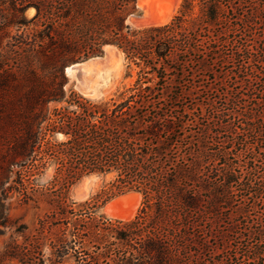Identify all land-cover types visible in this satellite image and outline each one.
Wrapping results in <instances>:
<instances>
[{"label":"trees","instance_id":"trees-1","mask_svg":"<svg viewBox=\"0 0 264 264\" xmlns=\"http://www.w3.org/2000/svg\"><path fill=\"white\" fill-rule=\"evenodd\" d=\"M137 8L138 0H0V188L6 198L49 206L36 234L2 257L264 264V98L246 110L237 103L242 96L230 100L226 115L242 113L239 125L218 112L193 132L180 114L217 90L209 85L218 65L238 56L248 64L243 71L264 63V43L256 53L230 45L264 21V0H183L171 21L141 28L127 22ZM106 44L122 51L134 83L110 98L68 89L66 67L101 55ZM260 66L244 78L260 80L259 89L241 93L264 96ZM51 163L55 174L40 186ZM89 174L108 179V199L142 193L137 215L111 219L98 213L97 201H74L71 186ZM215 238L219 247L210 245Z\"/></svg>","mask_w":264,"mask_h":264},{"label":"rangeland","instance_id":"rangeland-1","mask_svg":"<svg viewBox=\"0 0 264 264\" xmlns=\"http://www.w3.org/2000/svg\"><path fill=\"white\" fill-rule=\"evenodd\" d=\"M182 2L183 0H156L155 4L157 7H161V9H167L171 11V17L168 20L169 22L179 12ZM35 13L36 9L34 7H30L25 11V15L28 18H32ZM146 13V9L138 6V8L132 14L144 16ZM132 26L135 27L134 25ZM251 28H253L251 31L247 30L250 29L248 27L243 28V31H240L239 34L236 35V38L232 40V43H230L231 48L239 47L240 50H245L246 47L247 49H251L253 53H256V49H260V44L264 43V36H262V29H264L263 19L260 22L252 24ZM254 63L256 64L249 66V71L248 69L243 71L241 65L245 63L244 60H241V58L238 56L231 60V63H222V65H218L216 67L217 70H215V73L213 74L215 84H210L209 87L215 85L217 90L214 91L212 95L207 96V93H205L197 100L199 102H195L194 104L188 106L186 105L184 108L180 109V114H182L187 119V121H189V123H192L193 121L194 124L191 125L193 132L199 130V128L203 125H207L212 119H218L220 117L218 112L224 114V123L231 119L234 123L239 125L243 118L242 113L226 115L227 113H231L229 107H231L233 103L230 100L233 99L236 94L243 97L244 100H241L237 103H239V106L245 107L244 110H246V106L254 107L253 102L262 100L264 98V96L260 94L258 90H256V94L253 95L247 96L243 94L245 92L247 93V90L251 85L244 81L245 74L251 71H259L262 68L260 65L264 66V63ZM245 65L247 66L248 64ZM95 68L96 73H92L100 75H94V83H91L94 85L99 83V85L97 84L100 90L99 94L86 95L84 93V95L77 87V77L75 75L69 74L66 70V74L69 79L67 88H72L84 96L91 98H110L130 87L134 83V80L137 76L136 71H133L131 76L128 75V69L124 55L122 57H114L111 60L105 58L101 59ZM105 69L110 70L108 71ZM97 79H100V81L98 82ZM258 84H260V80H257V83L251 86L254 89H259ZM223 92H228L227 98L223 96ZM209 99L213 101L214 107L208 104ZM55 139L58 141L62 140L63 135L61 133H57ZM55 170L56 164H49L39 177L37 181L38 184L42 186L44 183L50 181L55 174ZM69 193L71 198L77 202L97 201L100 205L98 208V213H103L108 218L120 219L117 217L118 214V216H127L128 219L121 218V220L124 221L133 219L137 215L143 202V194L133 191L108 199L111 195L110 184H108V179L104 180L98 174H89L83 176L78 182L71 186ZM48 211L49 206L43 201H41L39 204L33 201L26 203L20 200V196L18 194H14L13 196L6 198L0 188V264H23L18 258H3L2 255L9 245L14 243L24 244L26 242V238L31 239L34 234H36V228L38 227L39 219L44 217ZM110 213L116 215V217L110 216ZM256 214L259 213L256 212ZM218 225L219 227L221 225V228L224 229L227 223L219 222ZM230 235L232 237L234 234L231 233ZM221 243L222 242H220L218 238H215L211 240L210 245L219 247ZM231 243H233V241H231ZM45 253V257H47L50 253L48 246L45 248ZM210 256H213V254H208V257ZM47 264H49L48 261Z\"/></svg>","mask_w":264,"mask_h":264},{"label":"bare ground","instance_id":"bare-ground-1","mask_svg":"<svg viewBox=\"0 0 264 264\" xmlns=\"http://www.w3.org/2000/svg\"><path fill=\"white\" fill-rule=\"evenodd\" d=\"M155 2H156V0H139L138 6H141L144 9H146L147 13L143 17L131 16L129 19V22L132 25H134L136 28H141V27H146V26H151V25H162V24L167 23L171 17V13H170L171 11H169L167 9H161V7L160 8L157 7ZM104 50L106 51V54L104 56L92 57V58L88 59L87 61H84L83 63L79 64L83 68V74L81 76V79H80V77H78L77 71L73 66L67 67V72L69 74L75 75L77 77V79H78L77 87L83 94L85 93L86 95H97L100 93L99 86H98L99 83L96 82L98 85L96 83H95L96 85H94L91 82L94 83L93 76L96 75L95 74L96 73L95 72L96 71L95 66L100 62L101 59L105 58V59L111 60L114 57H117V56L122 57L123 56L122 51L120 49H118L117 47L112 46V45H106ZM101 69H102V67H101ZM105 70H108V69H105ZM92 72H95V73H92ZM97 73H98V71H97ZM100 79L99 80L97 79L98 82L100 81ZM81 83H83V86L85 89H82V87H81L82 85L80 86ZM118 215H117V217L120 219L121 218L122 219H128L127 216H123V215L118 216ZM110 216L116 217V215H113L112 213H110Z\"/></svg>","mask_w":264,"mask_h":264},{"label":"water","instance_id":"water-1","mask_svg":"<svg viewBox=\"0 0 264 264\" xmlns=\"http://www.w3.org/2000/svg\"><path fill=\"white\" fill-rule=\"evenodd\" d=\"M131 15L135 16V17H143L142 15H138V14H130L129 17L127 18V22L128 23H129V19H130ZM106 45H112V46L117 47L114 44H106ZM105 54H106V51L104 50L101 55H97V56H104ZM97 56H92V57H97ZM92 57H90V58H92ZM90 58H88V59H90ZM88 59L77 61V62H74L73 64L69 65V66H73L76 69L77 75H78V77H80V79H81V76L83 74V68L79 64L83 63L84 61H87ZM69 66H67V67H69ZM67 67H66V70H67ZM80 86L82 87V89H85L84 86H83V83H81Z\"/></svg>","mask_w":264,"mask_h":264}]
</instances>
